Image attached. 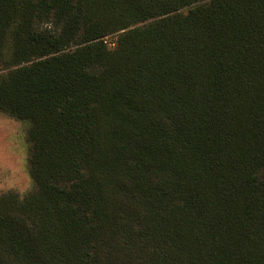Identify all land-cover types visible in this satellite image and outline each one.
<instances>
[{
	"label": "trees",
	"instance_id": "16d2710c",
	"mask_svg": "<svg viewBox=\"0 0 264 264\" xmlns=\"http://www.w3.org/2000/svg\"><path fill=\"white\" fill-rule=\"evenodd\" d=\"M0 113V264H264V0H0Z\"/></svg>",
	"mask_w": 264,
	"mask_h": 264
},
{
	"label": "rangeland",
	"instance_id": "374dc122",
	"mask_svg": "<svg viewBox=\"0 0 264 264\" xmlns=\"http://www.w3.org/2000/svg\"><path fill=\"white\" fill-rule=\"evenodd\" d=\"M29 126L28 120L0 113V193L13 190L23 196L33 188L28 172Z\"/></svg>",
	"mask_w": 264,
	"mask_h": 264
}]
</instances>
